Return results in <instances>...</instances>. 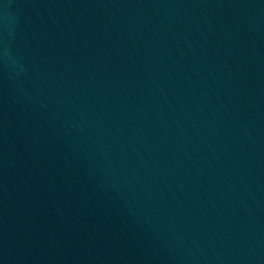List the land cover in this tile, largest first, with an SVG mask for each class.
Listing matches in <instances>:
<instances>
[{
    "label": "water",
    "instance_id": "95a60500",
    "mask_svg": "<svg viewBox=\"0 0 264 264\" xmlns=\"http://www.w3.org/2000/svg\"><path fill=\"white\" fill-rule=\"evenodd\" d=\"M0 264H264V0H0Z\"/></svg>",
    "mask_w": 264,
    "mask_h": 264
}]
</instances>
